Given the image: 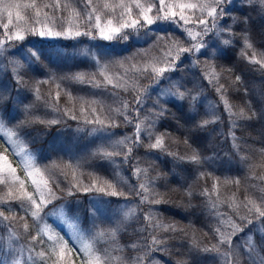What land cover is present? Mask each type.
<instances>
[{
  "label": "snow or ice",
  "instance_id": "obj_1",
  "mask_svg": "<svg viewBox=\"0 0 264 264\" xmlns=\"http://www.w3.org/2000/svg\"><path fill=\"white\" fill-rule=\"evenodd\" d=\"M234 8V0H0L2 29L0 56H4L9 49H15L12 55L18 54L20 49L17 45H23L30 36L70 40L87 37L91 41L128 42L130 38L138 37L142 31L145 35L153 33L152 26L157 22L175 26L187 41L185 46L179 37L172 34L156 35L150 42V47H159L160 56H149L148 50L137 53L142 59L135 62L131 57L102 62L93 56L95 71L76 72L60 78L61 81L91 87L95 91L89 96H74L71 91L63 89L61 83H56L55 76H50L48 80H37L34 88L35 99L42 101L45 108L55 114L53 118L47 120L36 116L31 106H26L23 119L13 117L9 86L0 82V134L6 138L7 145L0 150V223L12 229L10 235L17 241L23 239L26 242L19 245V251L13 249L16 251L15 256L9 254L5 259H0V264H26L23 260L25 250L28 252L27 261L31 264H76L73 255L80 260V264H153L154 252L167 251V240L170 237H161L159 234L184 230L174 223L162 222L155 206L167 201L155 190L157 177L149 178L148 168L141 167L139 159L132 157L131 154L134 148L143 147L149 153L158 151L195 166H201L203 161L195 149L187 156L168 151L165 143L167 134H157L154 131L156 120L166 109L157 99L153 105L156 110L152 112L145 110V115L141 118L143 98L148 95L149 88L167 82L174 89L168 94L179 101H189L190 107L195 108L199 92H194L185 84L172 83L171 75H166L177 70L182 57H194V64L201 69V76L219 95L220 105L223 106L230 122L233 148L240 153L242 150L235 142L238 138L232 129L240 127L241 121L252 120L255 112L251 107L234 109L227 97L225 84L220 82V73L216 71L215 65L211 60L200 59L201 56L209 55L207 37L210 35L219 37V44L231 46L235 36L232 25L236 23L247 25L248 15H244L243 18L235 17L232 15ZM243 9L264 16V0H242ZM229 19L232 25L228 23ZM217 46L213 44L212 48ZM32 47L35 51L29 49L28 54L40 66H43L41 57L64 58L63 54L55 49L45 53L35 45ZM221 51L223 52V49ZM241 55L249 64L258 66L257 70L264 72V52L258 56L246 32ZM9 63L13 65L12 71L16 74L14 79L17 88L26 86L22 74L25 65L18 60H9ZM144 79L150 83L141 85L140 81ZM235 79L239 82L241 78L237 76ZM50 82L55 83L57 90L54 94L49 90L48 99H45L40 94L39 85ZM129 92L132 93L131 102L121 95ZM62 93L66 97V105L70 104L71 107L60 106ZM106 97L111 98V104L107 102ZM216 107L217 105H213L210 114L205 113L208 118L195 120L193 117L197 129L206 130L209 125L219 121ZM117 117L121 118L124 124L134 127V136L125 135L110 143L99 144L89 156L91 160L113 165L127 164L131 158L132 175L138 181L135 185V194L140 198L139 217L144 222L139 229L140 241L130 245V249L135 253L131 256L124 254L123 247L109 246L110 241L115 244L121 226L103 228L97 223V213L101 216L103 213L95 199L89 201L91 205L87 210L89 223L83 229L78 223L80 217L75 215L79 211L78 208H73L66 201L59 206L53 203L64 201L65 196H76L80 192L92 193L94 196L127 198V194L118 189L117 183L95 176L93 173H88L90 182L84 183L83 168L85 164L90 165L89 160L83 163L80 161L75 164L66 163L63 166L56 162L41 165L34 154L30 152L24 154V149L15 151L18 143L25 142V130L34 123L58 125L70 119L92 126L89 129L80 128L79 131L103 133L121 126ZM108 139L111 140V136ZM184 143L188 144V141L185 140ZM10 148L12 152L9 151ZM10 155L18 158L17 163L22 167L23 177L18 173ZM261 155H264V150H261ZM239 159L249 169L250 179L264 184V173L256 174L254 171L256 165L251 162L250 157L245 154L240 155ZM260 167L264 168V164ZM116 175H119L118 171ZM200 176L203 177L204 173H200ZM62 182H66L63 189L60 188ZM224 183L234 184L239 190L238 178L226 180ZM220 187V181L216 179L211 192L205 188L201 193L206 198L207 208L217 221V226L212 229L216 243L201 246L193 240L191 246L197 252L210 255L217 264H264V188L259 189V195H245L241 200L236 192L230 197L223 198ZM252 188H257V185L253 184ZM58 191L63 192L64 196L57 195ZM187 195L191 196L192 193L188 192ZM145 204L149 205L147 209L142 207ZM49 205L53 208L45 211ZM223 205L227 206L232 215L220 210ZM65 208L68 213L74 215L73 219L67 218ZM54 209H58V212ZM17 213H21L19 220ZM56 214H59L72 230L68 239H65L67 232L61 235L46 221V217ZM134 216H137L136 209H129L124 213L125 219ZM27 218H31L36 225L35 234H32ZM17 224L19 228L16 227ZM257 236L259 241L255 239ZM69 240L72 241L71 244ZM37 244L40 245L39 251L35 247Z\"/></svg>",
  "mask_w": 264,
  "mask_h": 264
},
{
  "label": "trees",
  "instance_id": "obj_2",
  "mask_svg": "<svg viewBox=\"0 0 264 264\" xmlns=\"http://www.w3.org/2000/svg\"><path fill=\"white\" fill-rule=\"evenodd\" d=\"M234 6L232 15L238 18L248 15L247 25L240 23L232 25L229 19L228 23L232 25L235 33L233 44L224 46L218 43L215 51H210L207 57L201 56L200 59L211 60L215 65L216 71L220 73V82L225 84L227 97L234 109L251 107L255 112V117L252 120L241 121L239 122L240 127L232 129L238 138L235 142L240 145L242 151L237 153L233 148L230 123L226 120L223 121V124L222 121L211 124L206 130L195 127V120L208 118L205 113L209 112L204 107L203 99L215 93L213 88L201 76V69L190 68L188 57L178 64L177 70L172 74V83L179 82L185 84L194 92H199V99L195 104V108L190 107L189 101H179L173 96H165L174 90L167 82H161L158 87L149 88L148 95L143 98L141 118L145 115V110L148 112L156 110L153 105L157 99L166 109L164 114L156 120L154 131L157 134H167L165 143L168 151L178 153L180 156H187L195 149L199 152L203 161L201 166H195L158 151L149 153L143 147L134 148L131 154L132 157L139 159L141 167L148 168L149 178L157 177L155 190L167 201L155 206L162 222L174 223L178 228L184 230L183 232H161L159 234L161 237L169 236L170 238L167 240L166 252L153 253V264H217V261L210 255L197 252L191 246L193 240L201 246H210L216 243L212 229L217 226V221L207 208L206 198L201 193L205 188L211 192L216 179L220 181V192L223 198L230 197L233 192H236L237 196L243 200L245 195H259V189L264 188V184L260 181L250 179L249 169L239 159L240 155L247 154L251 162L256 165L254 169L256 174L264 173V168L260 167L264 164V155H261V150H264V72L257 70L258 66L249 64L241 55L245 32L257 50L258 56L261 52H264V16L247 9L242 10V0H234ZM170 31V29H164L160 32V35L158 30L154 29V32L150 33L151 38L148 34L150 40L148 38L144 39L146 42L135 41L133 37L128 42L121 43L91 41L87 37L77 40L66 39V42L64 38L52 40L28 37V40L23 42L26 47L17 45V48L20 49L18 54L12 55L15 49H9L4 56H0V65L3 66V70H1L3 75H0V82L9 86L8 93L12 101L11 115L17 119H23L26 106H31V110L36 116L45 120L53 118L55 114L46 109L42 101L35 99L34 88L37 80H48L50 76H55L56 83H61L62 88L71 91L74 96H89L95 91L91 87L61 81L60 78L76 72L95 71L93 56L101 59L102 62L114 59L123 60L129 57L133 58V62H135L142 59L141 56L137 55L141 50H148L149 56H152L159 47H150V42L154 40L156 34L165 36L164 33H170ZM141 33L145 35L143 31ZM60 39L63 40L62 44H60ZM33 45L36 48L43 49L45 53L55 49L62 53L64 58L51 57L45 59L41 57L43 66H40L28 54L29 49L35 51ZM221 49H223V52ZM9 60H18L25 65L22 74L26 86L17 88L15 75L12 71L13 65L9 63ZM237 76L241 78L239 82L235 79ZM140 83L146 85L150 81L144 79ZM39 88L41 96L45 99H48L47 93L49 90L53 94L57 90L55 83L51 82L40 84ZM121 95L131 102V92L121 93ZM106 99L109 104L112 103L110 97H106ZM59 104L61 107H71L70 104L66 105V97L63 93ZM78 106L79 103L77 102ZM193 117H195V120ZM117 121L121 123V126L109 130L107 132L108 136L105 138L111 136L112 141H114L123 138L125 135L134 136L135 129L132 125L124 124L119 117H117ZM91 127L70 119L66 123L58 125L34 123L25 130V142L18 143L16 146L24 149L27 153L34 154L41 165H50L56 162L63 166L66 163L75 164L77 161L83 163L85 160H89L90 165L85 164L83 168L84 176L82 179L84 183L90 182L91 178L88 173H93L95 176L117 183L118 189L125 192L127 198L94 196L92 193L84 194L80 192L76 196H65L64 201H54L53 203L59 206L66 201L73 208H78L79 211L75 215L80 217L78 223L80 228L83 229L89 223L87 218V210L91 206L89 201L95 199L97 206L103 213L102 216L97 213V223L103 228L113 227L114 225L121 226L115 244L113 245L110 241L109 246L123 247L124 254L131 256L134 253L130 249V245L140 241L139 229L144 224L139 217L140 198L135 194V185L138 181L132 175V161L130 158L127 164L118 163L113 165L108 162L101 163L91 160L89 153L95 150L97 145L109 143L103 141L100 132L91 133L78 130ZM141 139H143V134H141ZM185 140L188 141V144L184 143ZM3 147H5L3 137L0 136V150H3ZM9 151L12 152L10 149ZM10 159L16 164L18 173L23 177L24 173L21 165L17 163V158L10 155ZM117 171L119 172L118 176L116 175ZM200 173H204V176L201 177ZM237 178L240 180L239 190L234 184L224 183L226 180L231 181ZM65 183L60 184L61 189L65 187ZM253 184H256L257 188L253 189ZM29 190L31 191V188ZM188 192H191L192 195H187ZM57 195L64 196V193L58 191ZM103 201H108V203ZM123 202L126 203V206L129 204L133 209H136L137 216L125 219L124 213L119 209L120 204ZM142 207L147 209L149 205L145 204ZM52 208L53 206L49 205L45 211ZM220 210L232 215L226 205H223ZM54 211H58V209H54ZM64 211L69 220L74 218L72 213H68L67 208ZM20 215L21 213H17L18 220ZM233 219H235V216H233ZM46 221L61 235L65 234L62 220L48 216ZM27 222L32 234H35L36 225L31 218H27ZM16 227L19 228V224ZM11 231L12 229L6 228L5 224L0 223V259H5L9 254L15 256L16 251H19V245L26 243L23 239L17 241L15 237H12L10 235ZM65 237L69 238L68 236ZM255 239L259 241V236ZM69 243L71 244L72 241L69 240ZM35 247L37 251L40 250L39 244ZM13 249L16 251H13ZM25 251L23 260L26 264H31L27 261L28 254L27 250ZM73 259L76 260V264H80V260L75 255H73Z\"/></svg>",
  "mask_w": 264,
  "mask_h": 264
},
{
  "label": "rangeland",
  "instance_id": "obj_3",
  "mask_svg": "<svg viewBox=\"0 0 264 264\" xmlns=\"http://www.w3.org/2000/svg\"><path fill=\"white\" fill-rule=\"evenodd\" d=\"M152 28H154L155 30H158V33L161 35V33L160 32H162L164 29H170L171 31H170V33L168 32L167 34L166 33H164V35L165 36H167L168 34H172V35H174V36H176V37H179L183 42H184V44H185V46H187V41L185 40V37L184 36H182L181 35V32L175 27V26H173V25H170V24H168V23H161V22H157V24H155V25H153L152 26ZM173 30V31H172ZM176 31H177V33H176ZM159 34H156V35H159ZM150 35V34H149ZM134 38V40L135 41H140V42H146V41H144V39L145 38H148V35H143L142 33H140L139 34V36L138 37H133ZM149 38H151V35H150V37ZM148 38V39H149ZM79 39H82V37H80ZM207 40H208V44H209V48H210V51H215V49L218 47H215V48H212V45L213 44H217L218 45V43H219V37H216V36H213V35H210L209 37H207L206 38ZM52 40H56V38H53ZM66 39H64V41H65ZM150 40V39H149ZM148 41V40H147ZM62 42H63V40H61L60 39V44H62ZM66 42V41H65ZM112 43V42H111ZM114 43V42H113ZM117 44V43H116ZM163 45H161V47H162ZM209 51V52H210ZM161 55V53H160V51H159V48L157 49V51L155 52V53H153V55L152 56H160ZM185 57H182L181 58V62L183 61V59H184ZM188 60H189V66H190V68H197L196 67V65L194 64V57H188L187 58ZM177 68H178V65H177ZM1 70H3V66L2 65H0V75L2 76L3 75V73H1ZM174 72H172V73H170V74H166V75H171V77H172V74H173ZM14 75H16L15 73H14ZM210 86V85H209ZM210 87H212V86H210ZM214 91V90H213ZM214 93L216 94H210L209 96L210 97H205L204 99H203V103H204V107H205V109L209 112V113H211L212 111H213V105H217V107L215 108V111L217 112V114L219 115V117H220V119H219V121H222V124H223V121H227L228 123H230L229 122V120H228V118H227V116H226V114H225V112H224V109H223V106L222 105H220V102H219V95L214 91ZM165 96H172V95H170V94H166ZM100 135L102 136V138H103V141L104 142H111L112 141V139L111 140H109L108 138H105V137H107L108 136V133L107 132H103V133H101L100 132ZM0 136H2L3 137V135L2 134H0ZM5 139L6 138H4L3 137V145L4 146H7L6 144H5ZM10 150L12 151V149L10 148ZM21 150V148H17V146H16V148H15V151H17V152H19ZM27 152H25L24 154H26ZM17 158V157H16ZM17 160H18V158H17ZM126 203L125 202H123V203H121L120 204V210L123 212V213H125V212H127V210H129V209H133L129 204L126 206ZM58 212V211H57ZM55 219H59L60 221L62 220V226H63V229H64V231L65 232H67L68 233V237H70L71 236V234H72V230L68 227V225H67V223H65L64 222V219L59 215V214H56V215H52ZM65 239H67L66 237H65ZM24 252H26V251H24ZM27 254H28V252H27ZM135 254V253H134Z\"/></svg>",
  "mask_w": 264,
  "mask_h": 264
}]
</instances>
